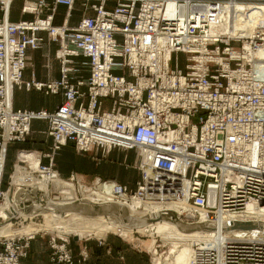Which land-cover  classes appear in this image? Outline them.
<instances>
[{
	"label": "built area",
	"instance_id": "obj_1",
	"mask_svg": "<svg viewBox=\"0 0 264 264\" xmlns=\"http://www.w3.org/2000/svg\"><path fill=\"white\" fill-rule=\"evenodd\" d=\"M50 1H25L22 13L34 19L12 22L0 0V148L25 142L36 120L48 123L52 138L49 154L20 168L32 178L15 182L16 169L5 183L0 164V227L43 226L36 224L41 213L12 220L5 208L44 207L35 182L59 177L56 156L72 143L79 154L134 152L136 168L167 176L169 185L188 180L181 220L217 226L202 237L190 264H264V231L222 232L224 224L237 222L224 215L242 214L249 205L264 212V0ZM77 1L94 16L76 27L56 26L58 7L66 6L69 17ZM109 2L113 10L106 8ZM41 32L59 43L61 76L25 82L28 51L44 45ZM22 88L62 95L63 101L53 112L18 110L14 90ZM66 181L78 182L74 176ZM115 187V198L130 203L138 196L150 209L145 185L126 198L127 187ZM170 187L168 193H175ZM45 236L51 264H90L86 251L74 255L68 235L43 227L28 235L0 234V264H22L32 242Z\"/></svg>",
	"mask_w": 264,
	"mask_h": 264
},
{
	"label": "rangeland",
	"instance_id": "obj_2",
	"mask_svg": "<svg viewBox=\"0 0 264 264\" xmlns=\"http://www.w3.org/2000/svg\"><path fill=\"white\" fill-rule=\"evenodd\" d=\"M20 2L21 0H18L17 5H20ZM57 51L54 55L42 54V59L45 61L44 68L46 71L49 60H53L54 57L56 59ZM178 59L180 67L184 69L187 63L186 56L180 54L178 55ZM31 62L32 58L29 59L28 57V65H30ZM34 131L35 130L32 128L27 140L15 145L12 149H10L9 145L3 153L2 148H0V164L4 167L5 183H8L9 177L13 175L16 169L26 167L30 164V162L35 160L39 154H42L40 153L41 151L38 150V144L41 143V141L39 138H33ZM49 153L50 150L49 152L44 153V155ZM2 154L4 155L3 159H1ZM59 155L60 153L56 156V164ZM89 159H92L95 164L104 165V173L109 172L112 175H117V177L124 179L123 183L126 184H121L109 177L104 178L92 174L90 172L91 167L86 162H76L72 165L74 161H70L68 164L67 160L64 159V169H67L68 173L66 172L67 177L64 178L62 175L61 177L64 180H67L72 176L77 178L80 177L82 178L83 183L81 181H76L78 188L80 189V186L84 185L90 189V191L83 194V198L79 197L78 199H86L96 203H103L109 199L107 194L113 195V190L116 191V187L114 189V186L117 185L127 187V192L123 198L134 196L138 193V184L141 183L142 185L148 187V193L150 192L153 200L163 203V205H166L167 208L172 207L171 205L175 204L178 200L181 201L179 199L181 196L180 180L170 182L174 187L173 189L175 190V193H168V188L171 189L168 177L166 176L160 178L158 175L153 173L140 171L135 166L136 156L134 152L118 150L107 154L100 151L98 153H92ZM109 184L114 185L109 186ZM115 196L116 198L113 197L114 200L124 201L121 197L119 198V195L116 194ZM111 205L112 204L105 206ZM85 206L86 205L79 208V213H62L65 217L56 216L51 212V218L56 219L61 224L59 225L60 227L56 228V230L54 227V229L52 228L46 232L52 234L56 233L57 230L64 232L65 235H68L71 239V246L74 253L80 257L83 251H86L90 264H173L171 260L176 262L181 260V258L183 259V262H179V264H184V260L187 259L188 256L182 255L185 251V247L191 248V244L187 247V244H182V241L173 238L174 235L171 230L172 226L168 218H164L163 220V222H166L165 229L160 226L159 228L153 230V232H151V230L144 232L143 230H138L139 228H132L129 226V223L122 218V208L119 207L117 203L113 206H117L118 210L117 207H115V209H112L107 215L99 212L92 217H90V212ZM125 210L129 209L125 208ZM129 213L130 212H127V215H130ZM162 215L163 214L160 216ZM52 223L54 222L52 221ZM36 224L44 226L45 219L42 217L38 218ZM141 226L148 227V225ZM116 227L120 229L118 232L115 231L118 235L113 234V229ZM79 238L81 239V242L76 243L75 241H78ZM39 243V251L42 253V257L36 262V264H44L46 263L44 257L45 253L46 255L49 254L47 236L40 239ZM179 251L182 252L181 255H178L180 254Z\"/></svg>",
	"mask_w": 264,
	"mask_h": 264
},
{
	"label": "crops",
	"instance_id": "obj_3",
	"mask_svg": "<svg viewBox=\"0 0 264 264\" xmlns=\"http://www.w3.org/2000/svg\"><path fill=\"white\" fill-rule=\"evenodd\" d=\"M18 0H14L11 8H10V16L9 20L12 22H18V21H26V20H33L34 16L30 14H23L22 13V7L24 5L25 1L28 2H38L39 0H21L20 5H17ZM47 2L50 4L51 1L47 0ZM84 3L82 1H77L75 3V6L73 10L70 13V16L66 17L67 13H69L68 9L64 5H60L58 7L57 14L55 16L54 24L56 26H61L63 23H66L69 27H76L81 19L85 16H94L93 11H86L84 8ZM115 7V4L113 2H109L106 4V8L108 10H113ZM2 18V12L0 11V19ZM40 36L44 38V45L40 50H29L28 51V57L29 59L32 58V62L30 65H27L26 69L23 73V80L25 82H30L33 79L35 81L41 82V83H48L51 81H57L60 79V64L57 61V59L49 60L47 71L45 70V61L42 59V54L45 55H54L56 51L59 49V43L50 41L48 38V34L46 32H41ZM63 96L62 95H46L44 92L37 91L35 89L32 90H26L25 88L22 89H15L14 90V97H13V106L15 109L18 110H33V111H39V110H46L49 112H53L57 109V107L62 103ZM32 128L34 131V137L33 138H39L41 143L38 144V150H40L42 154L49 152L51 145H52V138L48 135V123L46 121H33L32 122ZM20 143H13L10 144V149H12L15 145H18ZM118 151V150H114ZM112 151V152H114ZM100 151L94 150L91 153L87 154H79L74 145L72 143L68 144L66 147L62 149L60 152V155L57 159L56 169L62 175V177H67L66 172L67 169H64V159L67 160V163L69 164L70 161H74L72 165H74L76 162L83 163L86 162L90 167V172L96 176L101 177H109L112 178L114 181H117L121 184L123 183L124 179H121L120 177H117V175H112L109 172L103 171L104 165H98L95 164L92 159H89L90 155L92 153H98ZM88 158V159H86ZM44 163H47V160H43ZM106 166V165H105ZM68 173V172H67ZM61 177L62 180H64ZM78 181L82 182V178L78 177ZM66 181V180H64ZM69 182V181H68ZM83 183V182H82ZM81 185V184H80ZM74 187L76 189V197L77 199L79 197H84L83 194L90 191V189L84 185L80 186V189L78 188V185L74 182ZM17 191H21V189H18ZM83 192V193H82ZM62 194H69V190H62ZM81 195V196H79ZM19 196V194L17 195ZM84 205H80V207H83ZM53 213V212H52ZM56 216L65 217L62 215V213H54ZM40 240V239H39ZM39 240H35L31 244L30 253L27 259L22 261V264H36V262L42 257V253L39 251L40 243ZM75 256H77L76 253H74ZM45 260L46 263L44 264H51L49 261V254L46 255L45 253Z\"/></svg>",
	"mask_w": 264,
	"mask_h": 264
},
{
	"label": "bare ground",
	"instance_id": "obj_4",
	"mask_svg": "<svg viewBox=\"0 0 264 264\" xmlns=\"http://www.w3.org/2000/svg\"><path fill=\"white\" fill-rule=\"evenodd\" d=\"M5 5H6V9H9L10 11V6L12 3L11 0H4ZM71 13V12H70ZM5 151L3 150V153ZM3 154L1 156V159H3ZM31 163L35 164V160H33ZM21 173H17L14 178H15V182H22V180L26 179L27 177L32 178L31 175H27L24 174V170L20 169ZM59 173V172H58ZM58 173H54V175H57ZM59 177L58 178H52V176H44V179H37V181L35 182L36 185L38 186H34L33 190L35 191L36 188L39 189L41 187V190L44 191L45 195L44 198L47 202L49 203H53L56 205H68V204H74L76 202H80V201H87V202H92L86 199H77L76 197V189L74 187V182L73 181H64L61 179L60 173L58 174ZM181 184H180V191H181V196L179 197V199L181 201H177L175 204L171 205L172 207L167 208L166 205L164 206L163 203H159L156 202L155 200H153L151 202V204L148 206V208L150 209H143V203L140 201L139 197H133L132 202L127 203V202H122V201H116L114 200V195L111 194H107L109 196L108 201H104L103 203H96L93 202L95 204L98 205H109V204H115L117 203L119 205V207L122 208V218L123 219H129L130 222H132V226H138L137 228H139L138 230H143L144 232H148L149 230H151V232H153V230L159 228L160 226L162 228H166V222L164 220V218H168V220H170L171 222V230H172V234L174 235V239H177L179 241H182V244H187V247L190 246L191 244V248H186L185 247V251L183 252L182 256H188L187 259H185L184 257V264H190V259L192 254L195 252L196 248H200L202 247L204 244L202 242V237L205 236L206 234L212 233V231H216V224L215 225V229L214 230H208L205 229V231H201V230H194V231H190V232H185L183 230H180L174 221H178V222H182L181 217L182 214L184 212V208L186 205L185 199L187 196V189H188V180L184 179V178H180L179 179ZM172 186V185H171ZM30 186H28L27 188H29ZM173 188V187H172ZM18 189L22 190V186H19ZM62 190H69L70 193L69 194H62ZM24 193H26V191H24ZM106 193V192H105ZM28 196V195H27ZM17 199H20V196H17ZM110 200V201H109ZM112 200V201H111ZM17 201V200H16ZM215 202L213 197H210L209 199V204L213 205ZM38 205V204H37ZM83 205V204H78V206ZM85 205V204H84ZM169 205V206H170ZM163 206V207H161ZM23 207V206H21ZM161 207V208H159ZM8 208V213H6L8 216H13L14 213V209L13 212L9 211V204L6 206L5 209ZM125 208L129 209V210H125ZM140 208V209H139ZM15 209H16V216H25L27 217L29 214H25L23 211L18 210L19 209V204L15 205ZM127 212H130V215H127ZM161 212V213H159ZM159 213V215L157 216V214ZM166 213V214H165ZM33 214V213H31ZM51 212L50 211H43L41 212V216L45 219V225L42 226L44 230L48 231L51 230L52 228L55 230L57 227H60L59 225L61 224L60 222H58L56 219H52L50 216ZM161 214H163L162 216H160ZM35 215V214H34ZM144 219H148L151 220L149 222L148 227H142L141 224L139 222H142L141 220ZM54 223H52V221ZM228 220H235L237 222H243L245 221V223H249L251 224L249 227L247 228H241L239 231H237V233L240 232H246L247 230H255V231H264V212H259L257 211L253 205H249L248 209L243 212L242 214L239 215H224V221H228ZM223 221V222H224ZM188 224V223H186ZM207 225H211L210 223L206 224V228L208 227ZM145 226V224L143 225ZM41 227V228H42ZM39 228V229H41ZM204 228V227H203ZM39 229L35 228L34 225H29L24 227L23 230L20 231H15L10 229V223H6L5 225H3L2 227H0V234H30L33 232H37ZM234 228L231 226H226L225 224L223 225V235L224 237H228L230 236V234L232 233V230ZM112 230V229H111ZM114 232L113 234L118 235L116 232H118L120 229L118 227H116L115 229H113ZM166 231V230H165ZM57 232L60 233H64L61 232L60 230H57ZM236 232V231H235ZM132 233V232H131ZM65 234V233H64ZM63 234V235H64ZM152 234V233H151ZM179 235V236H178ZM134 236V235H133ZM178 236V237H176ZM76 243H80L81 239L79 238L78 241H75ZM182 251V250H180ZM181 255L182 252H180ZM182 260V261H181ZM181 260L173 262L171 260V262L173 264H179V262H183V259L181 258Z\"/></svg>",
	"mask_w": 264,
	"mask_h": 264
},
{
	"label": "water",
	"instance_id": "obj_5",
	"mask_svg": "<svg viewBox=\"0 0 264 264\" xmlns=\"http://www.w3.org/2000/svg\"><path fill=\"white\" fill-rule=\"evenodd\" d=\"M38 191H41L44 193V191L41 190V187L38 189ZM45 195V193H44ZM78 204H85L86 206V209L90 212V217L94 216L95 214H98L99 212L101 213H104V214H108V212H110L112 209H115V207L117 206H113L115 204H112L111 206H105V205H98V204H95L93 202H87V201H80V202H76L74 204H68V205H56V204H53V203H49L47 202L46 205L40 209H36V208H33V207H27L26 209H24V212L29 214V213H41L43 211H50V212H59V213H63V214H66V213H70V214H73V213H77L78 210H79V206ZM13 205V208H14V215L12 217V220H14L16 218V209H15V203H12ZM19 210V209H18ZM117 210H118V207H117ZM79 213V212H78ZM119 217V216H118ZM127 221V223H129V226L132 227V228H137L138 226H132V222L129 221V219H125ZM142 222H139L141 225H146V224H149V222L151 220H148V219H144V220H141ZM176 226L180 229V230H183L185 232H190V231H194V230H203L205 231V229H208V230H214L215 229V225L214 224H211L210 226L207 225L208 227L206 228V224H186V223H182V222H178V221H174ZM251 224L249 223H243V222H234L232 225H230L231 227H233L234 229H241V228H247L249 227ZM204 227V228H203Z\"/></svg>",
	"mask_w": 264,
	"mask_h": 264
}]
</instances>
